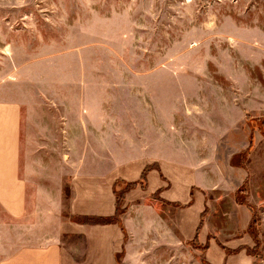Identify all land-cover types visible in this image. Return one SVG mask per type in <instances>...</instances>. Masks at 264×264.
Returning <instances> with one entry per match:
<instances>
[{
  "label": "rangeland",
  "instance_id": "1",
  "mask_svg": "<svg viewBox=\"0 0 264 264\" xmlns=\"http://www.w3.org/2000/svg\"><path fill=\"white\" fill-rule=\"evenodd\" d=\"M69 74L71 104L82 85L90 118L103 119L106 170L144 156L145 142L149 156L197 166L234 128L250 139L241 159L250 156L247 165L264 189V0H0V87L13 86L15 76L26 88L40 79L45 90H59ZM58 140H43L42 150L71 148L75 160L82 146H95L68 148ZM135 187H114L115 220L127 227L118 264H206L203 246L179 240L174 205L156 197L126 203ZM69 200L64 179L65 217ZM208 215L214 231V211ZM215 220L227 227L220 214ZM248 234L254 264H264V224L255 207ZM63 243L82 255L79 238Z\"/></svg>",
  "mask_w": 264,
  "mask_h": 264
},
{
  "label": "crops",
  "instance_id": "2",
  "mask_svg": "<svg viewBox=\"0 0 264 264\" xmlns=\"http://www.w3.org/2000/svg\"><path fill=\"white\" fill-rule=\"evenodd\" d=\"M66 76L59 90H45L40 79L26 88L24 80L15 76H11L16 80L13 86L7 76L8 83L0 87V264H118L127 227L72 220L115 217L117 181L136 183L125 194L126 203L156 197L168 205H180L173 214L174 229L180 241L189 243L196 238L205 246L202 258L206 264H254L246 252L253 243L248 234L253 217L248 206L260 211L264 224V189L256 184L247 165L250 156L241 159L250 148L244 131L232 128L223 139L214 141L207 159L197 166L149 156L151 145L145 142L144 156L106 170L104 136L98 135L103 119L99 124L90 118L82 85L78 104H71L73 77ZM48 127L58 129V134ZM45 139H59L68 148L87 142L95 146H82L74 160L71 148L62 153L42 150L40 143ZM260 177L264 186V171ZM64 179L70 189L67 217L62 215ZM213 211L214 231L206 219ZM217 214L226 228L216 224ZM68 237L82 241L79 258L63 243Z\"/></svg>",
  "mask_w": 264,
  "mask_h": 264
},
{
  "label": "trees",
  "instance_id": "3",
  "mask_svg": "<svg viewBox=\"0 0 264 264\" xmlns=\"http://www.w3.org/2000/svg\"><path fill=\"white\" fill-rule=\"evenodd\" d=\"M148 168H146L141 176V181H145V174ZM132 185H135L136 183H130ZM244 191V189H242V192ZM176 208L180 207V205H175ZM248 209L252 212V223L250 225V227L252 226L253 222H254V207L248 206ZM116 214H117V204H116ZM116 216V215H115ZM73 221L75 222H80L82 224H86V225H107V224H111V223H117L115 220V217L112 218H95V217H84V218H72ZM249 227V229H250ZM193 243L197 244L198 246H200L197 242V239L195 238L193 240ZM201 247V246H200ZM203 249H205V246H203ZM249 255H251L249 253V250L247 249L246 251ZM252 256V255H251Z\"/></svg>",
  "mask_w": 264,
  "mask_h": 264
}]
</instances>
